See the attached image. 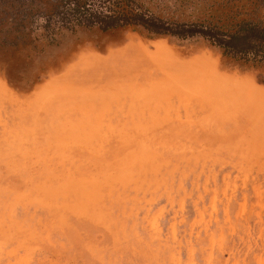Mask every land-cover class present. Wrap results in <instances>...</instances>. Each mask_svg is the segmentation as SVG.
I'll list each match as a JSON object with an SVG mask.
<instances>
[{
  "label": "rangeland",
  "instance_id": "rangeland-1",
  "mask_svg": "<svg viewBox=\"0 0 264 264\" xmlns=\"http://www.w3.org/2000/svg\"><path fill=\"white\" fill-rule=\"evenodd\" d=\"M136 1L180 20L223 4ZM229 4L264 15V0ZM10 7L0 264H264V66L130 27L15 47Z\"/></svg>",
  "mask_w": 264,
  "mask_h": 264
},
{
  "label": "trees",
  "instance_id": "trees-1",
  "mask_svg": "<svg viewBox=\"0 0 264 264\" xmlns=\"http://www.w3.org/2000/svg\"><path fill=\"white\" fill-rule=\"evenodd\" d=\"M9 16L3 21L9 25L2 42L16 45L27 42L57 43L64 32L79 27H97L102 31L130 27L148 38L169 36L176 39L201 38L217 48L223 57L241 66H264V15L256 17L251 11H232L233 1L211 2L207 19L180 20L161 16L142 9L136 0H12ZM253 1V0H246ZM258 1V0H254ZM230 14L221 17L220 8ZM29 38V40H27Z\"/></svg>",
  "mask_w": 264,
  "mask_h": 264
},
{
  "label": "crops",
  "instance_id": "crops-1",
  "mask_svg": "<svg viewBox=\"0 0 264 264\" xmlns=\"http://www.w3.org/2000/svg\"><path fill=\"white\" fill-rule=\"evenodd\" d=\"M0 82H1L0 84H3V85H4V83H2V81H0ZM5 86H6V85H5ZM0 89H1L0 91H5V92H8V90H7V87H6V90H4V89H3V88H1V87H0Z\"/></svg>",
  "mask_w": 264,
  "mask_h": 264
}]
</instances>
